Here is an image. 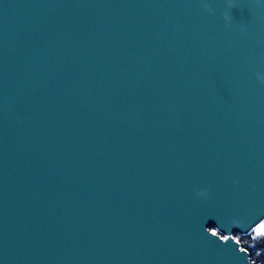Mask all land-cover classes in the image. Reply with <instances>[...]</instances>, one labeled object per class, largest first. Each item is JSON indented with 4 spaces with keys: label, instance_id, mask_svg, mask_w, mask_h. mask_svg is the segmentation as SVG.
<instances>
[{
    "label": "water",
    "instance_id": "1",
    "mask_svg": "<svg viewBox=\"0 0 264 264\" xmlns=\"http://www.w3.org/2000/svg\"><path fill=\"white\" fill-rule=\"evenodd\" d=\"M262 226L264 0H0V264H251Z\"/></svg>",
    "mask_w": 264,
    "mask_h": 264
},
{
    "label": "trees",
    "instance_id": "2",
    "mask_svg": "<svg viewBox=\"0 0 264 264\" xmlns=\"http://www.w3.org/2000/svg\"><path fill=\"white\" fill-rule=\"evenodd\" d=\"M211 230L217 232L215 226L211 227ZM235 238L240 241L243 248L250 251V261L251 264H264V236H257V234L252 233L247 236L240 235L238 233L234 234Z\"/></svg>",
    "mask_w": 264,
    "mask_h": 264
},
{
    "label": "snow or ice",
    "instance_id": "3",
    "mask_svg": "<svg viewBox=\"0 0 264 264\" xmlns=\"http://www.w3.org/2000/svg\"><path fill=\"white\" fill-rule=\"evenodd\" d=\"M261 231H264V226H262Z\"/></svg>",
    "mask_w": 264,
    "mask_h": 264
},
{
    "label": "flooded vegetation",
    "instance_id": "4",
    "mask_svg": "<svg viewBox=\"0 0 264 264\" xmlns=\"http://www.w3.org/2000/svg\"><path fill=\"white\" fill-rule=\"evenodd\" d=\"M257 236H262V235H260V234H257ZM264 236V235H263Z\"/></svg>",
    "mask_w": 264,
    "mask_h": 264
},
{
    "label": "rangeland",
    "instance_id": "5",
    "mask_svg": "<svg viewBox=\"0 0 264 264\" xmlns=\"http://www.w3.org/2000/svg\"><path fill=\"white\" fill-rule=\"evenodd\" d=\"M255 234H257V233H255ZM260 235H264V234H260Z\"/></svg>",
    "mask_w": 264,
    "mask_h": 264
}]
</instances>
